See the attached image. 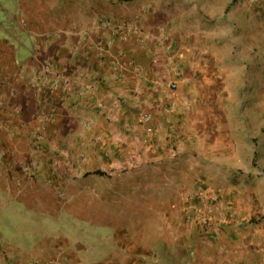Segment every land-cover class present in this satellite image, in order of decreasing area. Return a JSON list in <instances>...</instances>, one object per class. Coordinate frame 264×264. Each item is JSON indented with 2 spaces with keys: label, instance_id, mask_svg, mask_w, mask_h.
<instances>
[{
  "label": "crops",
  "instance_id": "crops-1",
  "mask_svg": "<svg viewBox=\"0 0 264 264\" xmlns=\"http://www.w3.org/2000/svg\"><path fill=\"white\" fill-rule=\"evenodd\" d=\"M62 4L3 7L10 21L0 22V146L7 149L0 166L11 171L18 161L11 142L32 145L42 113L40 175L74 180L67 186L77 190L94 188L82 177L111 178L110 192L119 195L130 172L170 171L171 183L191 190L182 196L188 226L181 235L198 240L146 251L125 239L90 256L73 243L62 253V236L51 235L60 222L50 215L49 187L38 181L44 209L28 207L18 219L36 228L26 233L31 264H264V0H74L70 20ZM148 113L157 132H148ZM3 188L0 178V194ZM78 196L65 208L52 198L56 213L88 221L86 196ZM1 225L0 246L10 238L14 261L25 260L14 237L27 236ZM122 228L121 236L139 237Z\"/></svg>",
  "mask_w": 264,
  "mask_h": 264
},
{
  "label": "rangeland",
  "instance_id": "rangeland-1",
  "mask_svg": "<svg viewBox=\"0 0 264 264\" xmlns=\"http://www.w3.org/2000/svg\"><path fill=\"white\" fill-rule=\"evenodd\" d=\"M12 1L13 0H0V22L4 24L10 20L9 13H5L3 7L10 9L11 5L12 8ZM73 3L74 0H63V8L61 9L66 12V20H70V18H72ZM11 22L14 23V20ZM19 46L20 45H17V47ZM46 65L48 66V64ZM23 66H20L19 68L23 69ZM24 73L25 72H22V74ZM40 87L42 86H39V88ZM41 115L42 113L37 116L38 124L34 125L33 128V136L31 137L32 145L29 144V140L27 142H25V140L11 142L13 144L17 143L18 150H20L19 155L15 157L18 161L13 163L12 168H10L11 171H7L6 167L0 166V178L2 179V184L5 186V188L1 190L2 194H0V222L6 225L7 232H9V234L10 231H15V236H27L25 237L27 240L20 237H14V239L20 240V244L22 246L21 251H23V254H27L25 260L21 262L18 258L14 261V257L16 258L17 256H14L11 252V248H13L10 246L11 239L2 238V246H0V264L33 263L29 258V250H32V245L28 240L31 233L36 231V228L32 229L33 224L29 225V220L18 219L25 217L24 211H26L28 207H43L42 209H44V205L38 202L40 199L37 200V196L42 193L41 189L40 192L36 189L35 183H38V181L44 182L45 186L49 187L47 189L49 191L48 196L50 197V203L48 205L51 210L50 215H55L60 222L57 226H54L53 229H55V232H51V235H55L56 238H58V236H62V242L59 243L62 253L63 251H66L67 248H70V245L73 243V247H77L80 251L86 250L89 256L95 251L106 253V251H109L110 247L108 244H112L113 247L118 245L120 246V241L125 242V239H129L131 241L134 240V242L131 243V246H133L132 244L135 245L138 243L139 245L144 246L146 251L151 250V247L154 245H165L168 241H177L183 247H188L191 244L197 243L198 239L194 238L192 242L191 238H185L186 236L181 235L183 230H186L188 226V211L185 208L188 204L186 205L183 195L191 190L188 191L187 189H184V192L183 182L181 181L171 183L172 180L169 178L171 176L170 171H167L165 174H159V172L151 170L146 174L141 173L140 175L135 172H130L129 177L127 178L130 184L129 189H125L120 192L119 195H114L110 192L112 189L107 183L111 181V178L98 175L88 176L85 178L82 177V180L91 182L94 188L77 190L71 186H67L69 182L74 183V180L60 181V175L58 176L55 174L53 176V174L47 172H45L43 176L40 175L38 169L40 166L43 167V165L37 152H40L39 150L42 149V141L44 138L43 132L47 127L46 122L48 121V118H46L45 115V118ZM4 150L7 151V149ZM4 150L0 151L3 155L5 152ZM56 162L59 167L63 166L58 162V157H56ZM198 174L200 173L198 172ZM198 174L192 173L186 174V176L190 180L192 179L198 181ZM141 175H143L146 179L144 187L140 186L142 180L141 178H143ZM179 175H181V173H178L175 176L177 177ZM119 177L122 178L124 176L119 175L118 178ZM7 178H9L10 182ZM5 180L7 185L4 184ZM196 182L193 183L196 184ZM9 183L11 185L10 188L8 186ZM46 187L42 188L45 189ZM78 192H80V195ZM193 192L194 191H192V194L194 195ZM76 196H86L83 199V202H81V205L86 206L87 209L83 210V213L81 214L83 219L86 218L88 221H79L73 219V216L72 218H64L60 214L56 213L57 211H55V208L57 207L52 202V198L57 200V204L60 207L63 206V208H65ZM21 198H26L28 200V206H21L20 204H17L19 202L18 200ZM170 202H174V204ZM212 210L215 211V208ZM116 213L120 219L113 221V216H116L113 214ZM64 214L65 216L69 215L65 211ZM59 217L61 218L59 219ZM222 218L223 217H221V219ZM221 219H215V221L220 222ZM115 224L117 225L116 228L113 226ZM20 226L26 228L23 233L22 230H20ZM122 226L129 227L131 233H136L139 237L130 239L129 236H121L119 230L122 231ZM9 227H11V230H9ZM112 228H115L117 231H109ZM0 231L4 233L3 228ZM27 232H29L30 236L26 234ZM111 232H113V234ZM114 232L119 234L114 236ZM8 237L10 236L8 235ZM117 240L119 244L116 243ZM34 263L37 264L36 261Z\"/></svg>",
  "mask_w": 264,
  "mask_h": 264
},
{
  "label": "built area",
  "instance_id": "built-area-1",
  "mask_svg": "<svg viewBox=\"0 0 264 264\" xmlns=\"http://www.w3.org/2000/svg\"><path fill=\"white\" fill-rule=\"evenodd\" d=\"M103 25L108 26V24L106 22H103ZM63 79L65 80L66 83L69 82V77H66L65 75H63ZM57 81H58V78L54 79L53 82L50 83L51 84L50 87L54 88L58 84ZM176 86L177 85L175 83H173L172 87H176ZM144 119L149 124V126L147 127L149 133H154L155 131L157 132L159 130L160 125L155 124L154 117L150 113L145 114Z\"/></svg>",
  "mask_w": 264,
  "mask_h": 264
}]
</instances>
